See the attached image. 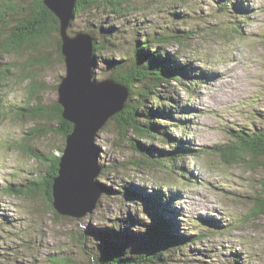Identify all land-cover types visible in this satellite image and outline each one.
Instances as JSON below:
<instances>
[{
    "label": "rangeland",
    "instance_id": "rangeland-1",
    "mask_svg": "<svg viewBox=\"0 0 264 264\" xmlns=\"http://www.w3.org/2000/svg\"><path fill=\"white\" fill-rule=\"evenodd\" d=\"M8 1L17 7L0 37V264H50L51 256L84 263L103 252L98 236L105 233L120 243L144 241L153 223L143 203L147 198L167 206V213L157 211L160 216H175L174 234H204L195 244L172 250L176 261L170 264H264V217L252 214L264 178V156L245 155L232 162L220 151L235 143L237 134L264 129V0H121L119 14L101 6L72 17L70 36L95 31L100 37V25L112 31L111 49L98 54L93 68L95 81L110 77V59L130 55L148 40L143 53L158 48L163 53L158 60L165 59L164 53L173 56L177 66H185L184 84L192 86L187 95L171 82L173 101L190 110L189 115L175 116L189 122L186 130L157 114L153 122L167 127L156 129L168 137L144 141L132 130L121 137L111 120L99 131L95 144L102 171L94 180L113 192L102 194L94 211L80 219L56 217L43 193L8 192L10 186L44 175L46 164L31 151L57 155L65 146L55 131L57 121L33 118L28 112L38 101L43 106L57 101L55 87L65 75L59 33L2 52L11 26L34 0ZM153 36L188 38L157 44ZM32 84L41 89L31 97ZM159 90L166 95L169 88ZM146 105L155 109L154 102ZM166 139H177L189 154L180 155L171 168L150 166L154 157L144 159L146 168L132 164L141 160L132 142L166 162L175 149ZM178 167L185 178L174 173ZM126 186L140 192L142 199L119 191ZM202 220L211 225L199 228Z\"/></svg>",
    "mask_w": 264,
    "mask_h": 264
},
{
    "label": "trees",
    "instance_id": "trees-1",
    "mask_svg": "<svg viewBox=\"0 0 264 264\" xmlns=\"http://www.w3.org/2000/svg\"><path fill=\"white\" fill-rule=\"evenodd\" d=\"M123 2L121 0H76L73 16L88 11L93 8L103 7L104 10L112 14H119ZM17 6L13 5L8 0L1 1L0 3V37L1 30L7 25V18L13 14ZM99 36L96 32L89 33L93 38V68L97 64L98 54L104 53L111 49L109 38L112 36L110 29L103 30L104 26H98ZM59 26L56 17L44 6L42 0H34L29 7L26 8L25 13L15 20L14 25L11 26L9 34L1 44L2 52H8L11 49L15 50L25 43H35L37 39L48 36L51 32L58 33ZM187 35V34H186ZM154 37V36H153ZM152 37V42L157 44H170L173 41L180 42L186 39V36H159ZM58 54L61 60L63 57L60 52V38L57 41ZM149 48V41L136 45L130 55L121 54L119 59H110V68L112 72L110 77L116 82L124 85L128 89V98L125 102L124 109L116 114L111 121H114L118 127L121 137H126L127 132L132 130L135 136L142 137L144 141H151L160 136L168 137V135L156 128L166 130L167 126L161 127L156 124V115H164L169 122H175L174 128L181 127L185 130L189 127V122L183 120L182 117L176 119L175 116L189 115L190 110L187 109L182 102L176 103L173 101L172 94L175 93V87L171 86V82H175L180 86L181 90L187 95L192 92V86L184 84V77L186 74L185 66H177L172 60L173 56L164 53L165 59L158 60L161 50L156 48L151 53H143L144 49ZM113 52H116L115 50ZM174 62V63H173ZM173 63V65H172ZM196 82V81H192ZM198 83V82H196ZM168 87L169 91L166 95H161L160 88ZM41 86L32 84L29 88V95L40 92ZM57 89V86L55 87ZM154 102L155 109H151L146 104ZM169 112L167 114L166 110ZM29 115L33 118H46L52 117L57 121L58 125L55 129L64 140L71 133L72 125L62 118V108L56 102L50 106H43L39 101L35 106L28 110ZM166 113V114H165ZM145 120H142V117ZM105 127V126H104ZM103 127V128H104ZM131 140V139H130ZM132 141V140H131ZM166 142L174 146V150L169 151L171 155L167 158L166 162L160 160L157 156H153L149 149L138 147L137 143L132 142L131 145L136 152L141 155V160L133 162L132 164L139 168H146L145 158H156L150 166L162 168L164 166H173L179 161L180 155H188V148L185 145H180L177 139ZM57 155L50 153L47 155L40 154L36 151H31L32 155L46 164L44 175L40 180L34 179L21 186H10L8 189L17 195H26L32 193H43L47 198L48 204L52 206L51 187L52 179L56 177L58 170L59 157L63 149L59 148ZM223 156L229 161L243 160L245 155L250 158L256 159L264 156V129L260 132H252L245 134H237L235 143L227 146L220 147ZM225 154V155H224ZM169 161H171L169 163ZM193 165L195 162L191 160ZM149 166V167H150ZM264 172V164H262ZM102 171V168H101ZM101 173V172H100ZM174 173L181 178H185L184 170L182 167L174 169ZM260 194L253 200L252 214L255 217H264V178L260 181ZM180 187V185H179ZM183 187V186H181ZM119 190V189H118ZM122 193H127L131 198L137 195V199L142 196L140 192L131 187H122L119 190ZM111 188L103 186V195H111ZM173 199L172 196H169ZM150 198V197H149ZM259 198V199H258ZM134 199V198H133ZM146 206V212L153 220L147 231L146 240L134 243H120L115 241V237L110 233L105 235L100 234L99 243L102 246L103 252L96 258L88 260L87 262H78L69 256H51L50 264H170L176 260L171 255L172 250L181 251V248L191 246L197 242V238L203 237V233L191 236L193 238L185 237L183 235H176L172 232L173 221L175 216L165 215L160 216L157 211L167 213L168 208L164 204H159V199H146L143 201ZM178 214V212H172ZM56 217L60 215L54 212ZM194 222V221H193ZM199 228L209 227V221H200ZM191 229L192 226L189 225ZM201 232V231H200ZM132 241H136L134 238ZM231 264H236L233 261Z\"/></svg>",
    "mask_w": 264,
    "mask_h": 264
},
{
    "label": "water",
    "instance_id": "water-1",
    "mask_svg": "<svg viewBox=\"0 0 264 264\" xmlns=\"http://www.w3.org/2000/svg\"><path fill=\"white\" fill-rule=\"evenodd\" d=\"M42 2L58 20L65 75L57 85V103L63 120L72 125L52 179V207L60 216L80 219L94 211L103 193L94 180L101 171L95 138L124 109L128 89L111 77L93 79L92 36L67 32L76 0Z\"/></svg>",
    "mask_w": 264,
    "mask_h": 264
},
{
    "label": "bare ground",
    "instance_id": "bare-ground-1",
    "mask_svg": "<svg viewBox=\"0 0 264 264\" xmlns=\"http://www.w3.org/2000/svg\"><path fill=\"white\" fill-rule=\"evenodd\" d=\"M225 155V154H224ZM259 199V198H258Z\"/></svg>",
    "mask_w": 264,
    "mask_h": 264
}]
</instances>
